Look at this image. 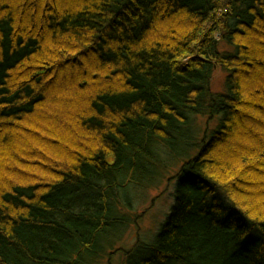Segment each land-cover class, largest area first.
<instances>
[{"label": "trees", "instance_id": "16d2710c", "mask_svg": "<svg viewBox=\"0 0 264 264\" xmlns=\"http://www.w3.org/2000/svg\"><path fill=\"white\" fill-rule=\"evenodd\" d=\"M173 167L154 241L119 247ZM120 252L264 264V0H0V264Z\"/></svg>", "mask_w": 264, "mask_h": 264}, {"label": "rangeland", "instance_id": "374dc122", "mask_svg": "<svg viewBox=\"0 0 264 264\" xmlns=\"http://www.w3.org/2000/svg\"><path fill=\"white\" fill-rule=\"evenodd\" d=\"M230 46L221 43L220 49L226 50ZM226 77L227 73L221 67H217L213 74L211 87L213 92L220 93L226 91ZM195 125L201 132L197 134V139L204 136L207 129L215 128L217 120L209 122L207 116H195ZM177 173V168H171L161 176L157 183L152 187L140 190L137 194L134 203V212L144 215L139 221V228L136 225H130L119 247L126 250L133 249L138 244L140 238L143 243H152L160 227L164 223L167 215L169 214L174 202L175 180L171 179ZM139 234V235H138ZM100 264H108L107 257L101 261ZM111 264H126V257L123 253H117L112 257Z\"/></svg>", "mask_w": 264, "mask_h": 264}]
</instances>
